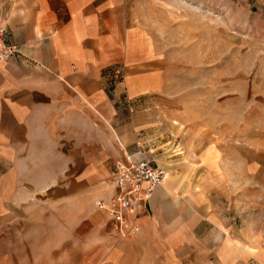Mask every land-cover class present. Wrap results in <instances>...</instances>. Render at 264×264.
I'll use <instances>...</instances> for the list:
<instances>
[{"label":"crops","instance_id":"1","mask_svg":"<svg viewBox=\"0 0 264 264\" xmlns=\"http://www.w3.org/2000/svg\"><path fill=\"white\" fill-rule=\"evenodd\" d=\"M130 2L0 0L5 42L20 48L0 61V219L39 226L49 218L35 207L73 204L66 229L12 232L5 264H264V134L235 152L229 183L144 150L138 127L150 119L121 103L123 83L112 79L148 59L152 17ZM139 148L169 174L143 192L139 232L121 237L95 201L114 193L112 163Z\"/></svg>","mask_w":264,"mask_h":264},{"label":"rangeland","instance_id":"2","mask_svg":"<svg viewBox=\"0 0 264 264\" xmlns=\"http://www.w3.org/2000/svg\"><path fill=\"white\" fill-rule=\"evenodd\" d=\"M130 4L137 16L140 11L152 17L151 43L145 46L148 59L130 62L128 80L122 72L121 79H112L123 83L121 103L150 119L149 125L138 127V140L145 142L144 150L154 146L168 161L177 157L176 168L191 170L192 178L199 180L208 173L210 182L229 183L235 175V152L237 158L241 151L247 154L253 134H264V0H131ZM132 51L139 56L141 49L134 44ZM201 154L206 170L199 171L196 160ZM87 196L82 191L78 197L83 212L88 209ZM34 209L49 219L39 226L37 221L0 219V264L11 260L7 250L15 239L12 232L42 225L49 230L69 227L73 204L51 202ZM22 239L25 242L26 237Z\"/></svg>","mask_w":264,"mask_h":264},{"label":"built area","instance_id":"3","mask_svg":"<svg viewBox=\"0 0 264 264\" xmlns=\"http://www.w3.org/2000/svg\"><path fill=\"white\" fill-rule=\"evenodd\" d=\"M19 52L18 46L5 42V30L0 29V61ZM166 176L167 170L147 160L142 149L127 152L111 166L114 193L108 198L97 199L95 206L105 213L121 237L135 234L140 230L137 219L143 192L149 194Z\"/></svg>","mask_w":264,"mask_h":264}]
</instances>
